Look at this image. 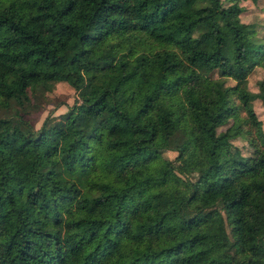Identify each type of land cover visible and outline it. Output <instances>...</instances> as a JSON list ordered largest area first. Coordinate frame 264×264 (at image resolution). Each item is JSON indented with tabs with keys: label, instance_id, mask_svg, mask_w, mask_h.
Here are the masks:
<instances>
[{
	"label": "trees",
	"instance_id": "obj_1",
	"mask_svg": "<svg viewBox=\"0 0 264 264\" xmlns=\"http://www.w3.org/2000/svg\"><path fill=\"white\" fill-rule=\"evenodd\" d=\"M241 10L0 0V264H264V133L246 85L264 41ZM219 77L233 84L215 95ZM57 82L75 99L37 129L1 113Z\"/></svg>",
	"mask_w": 264,
	"mask_h": 264
},
{
	"label": "rangeland",
	"instance_id": "obj_2",
	"mask_svg": "<svg viewBox=\"0 0 264 264\" xmlns=\"http://www.w3.org/2000/svg\"><path fill=\"white\" fill-rule=\"evenodd\" d=\"M227 3V0H222ZM238 5L241 6L239 20L254 29L253 39L256 41H264V0H238ZM213 91L217 95L219 89L226 85L233 84V80L225 77H219L214 80ZM257 81L264 82V69L260 66H253L246 75V85L252 96L248 98L247 103L254 111L258 120H260L261 128L264 133V101L256 96ZM30 96L29 103L22 108L17 105H12L10 109H5L2 114H11L16 109L22 118L27 120L34 129H37L45 117L55 119L59 114L66 111L72 105L75 99V91L64 82H57L49 92ZM231 143L238 147L244 154L251 152L246 142L242 138H234ZM162 156L172 159L175 152L172 150H164Z\"/></svg>",
	"mask_w": 264,
	"mask_h": 264
}]
</instances>
